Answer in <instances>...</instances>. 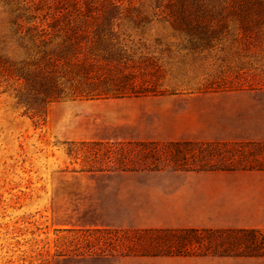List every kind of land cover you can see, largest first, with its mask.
Here are the masks:
<instances>
[{
    "label": "rangeland",
    "instance_id": "rangeland-1",
    "mask_svg": "<svg viewBox=\"0 0 264 264\" xmlns=\"http://www.w3.org/2000/svg\"><path fill=\"white\" fill-rule=\"evenodd\" d=\"M206 147L247 158L198 166ZM151 148L160 160L147 167ZM87 230L120 253L78 256ZM180 231L204 241L153 256L149 234ZM246 231L264 243V94L63 101L37 124L0 89V264H264Z\"/></svg>",
    "mask_w": 264,
    "mask_h": 264
},
{
    "label": "trees",
    "instance_id": "trees-1",
    "mask_svg": "<svg viewBox=\"0 0 264 264\" xmlns=\"http://www.w3.org/2000/svg\"><path fill=\"white\" fill-rule=\"evenodd\" d=\"M0 89L37 124L63 101L264 94V0H0ZM146 152L145 164L160 160L155 148ZM246 155L206 147L193 158L221 166ZM97 232L86 231L78 256L112 260L123 244L103 250ZM149 235L153 256L188 255L204 241L195 231ZM257 235L243 232L245 249L264 250Z\"/></svg>",
    "mask_w": 264,
    "mask_h": 264
}]
</instances>
